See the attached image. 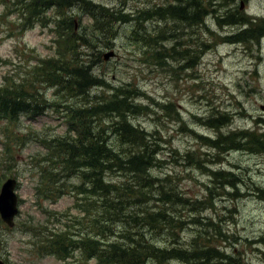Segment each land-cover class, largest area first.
<instances>
[{"label": "rangeland", "instance_id": "1", "mask_svg": "<svg viewBox=\"0 0 264 264\" xmlns=\"http://www.w3.org/2000/svg\"><path fill=\"white\" fill-rule=\"evenodd\" d=\"M18 1L22 0H0V86L7 79H29L42 59L57 56L56 19H74L78 33L85 28L90 31L94 23L78 5L66 7L63 14L49 9L45 21L29 23ZM87 1L127 14L126 21L114 24L112 46H101L102 60L93 69L112 87L134 90V103L145 107L132 114V121L156 136L160 162L152 172L162 181L169 177L192 203L205 202L197 210L187 208L186 226L179 237L169 241L180 238L192 251L214 244L219 253L231 257L219 264H264V0H205L212 11L199 25L185 29H176L179 23L169 18L168 38L163 44L173 56L160 60L145 39L163 24L159 25L156 18L146 19L159 5H179L188 0ZM228 13L235 14L233 24L224 20ZM140 32L145 39L135 38ZM194 48L198 50L196 65L187 67L185 60L179 59L180 53ZM82 50L88 54L85 57L94 58L96 49L84 46ZM110 50L115 55L104 59L103 53ZM42 85L49 101H59L61 106L72 102L55 86ZM109 89L92 88L90 95L106 97L112 91ZM61 106L33 117L23 112L13 121L0 118V179L17 178L21 200L13 228L0 217V259L8 264H97L96 259L88 260L79 251L66 260L59 259L47 254L41 244L40 231L54 212L84 215L76 208L73 192L79 177L62 172L64 193L55 202L40 190L45 184L42 168L51 156L43 139L49 143L65 134L75 136L61 115L65 109ZM222 114L228 122L219 128L210 127L211 119ZM219 135L233 136L234 144H220L218 154L211 143ZM110 141L116 143L115 138ZM187 152H198L203 164L198 167L192 163L198 161L195 156L190 161L182 159ZM216 169L230 175L224 174L222 180L214 178L211 171ZM214 179L230 180L234 186L219 188ZM169 180L163 182L166 187ZM159 205L163 207V203ZM135 231L144 233L145 240L163 239L162 233L148 227L138 226ZM167 262L203 264L198 259L173 258Z\"/></svg>", "mask_w": 264, "mask_h": 264}, {"label": "trees", "instance_id": "2", "mask_svg": "<svg viewBox=\"0 0 264 264\" xmlns=\"http://www.w3.org/2000/svg\"><path fill=\"white\" fill-rule=\"evenodd\" d=\"M17 3L29 23L45 21L49 9L63 14L66 7L76 5L94 22L90 31L85 28L78 33L74 31V19H56L57 28H54L59 34L56 42L60 43L57 56L42 59L29 79L18 82L7 79L0 86V118L10 120L17 119L23 112L35 116L61 106L59 101L47 99L43 83L55 86L72 100L61 107L65 108L63 116L69 131L75 136L65 134L54 137L49 143L43 139L51 156L42 168L45 184L40 190L44 197L55 202L64 193L62 172L65 176L79 177L73 192L76 208L84 215L54 212L50 221L43 225V232L40 231L44 251L62 260L79 251L88 260L96 259L97 264H169L167 261L173 258L198 259L203 264L231 260V257L219 253L214 244H203L199 250L195 247L192 251L180 238L169 241L171 237H179V232L186 226L187 208L197 210L205 202L192 203L178 192L169 177L162 181L154 175L152 170L160 162L156 136L132 121V114L145 107L134 103V90L127 86L112 87L104 76L94 72V66L102 60L101 46H112L116 35L114 24L126 21L123 19L127 14L87 0H22ZM208 6L205 0L159 5L146 20L156 18L154 20L159 25L163 24L161 29L146 39L141 32L135 38L145 39L157 59L172 57L170 49L163 44L168 38L169 18L179 23L176 29L199 25L212 11ZM234 17L235 14L228 13L224 20L233 24L236 22ZM70 27L72 31L67 32ZM104 38L106 42L102 41ZM84 46L96 49L94 58L85 57L88 54L82 50ZM180 55L179 59L185 60L187 67L196 65L197 49L184 50ZM98 87H108L112 91L106 97L91 96L90 90ZM227 122L222 114L208 124L219 128ZM111 138H115L116 143H111ZM225 143L234 144L233 136L223 138L219 135L211 146L219 154L220 144ZM224 149L222 152L226 151ZM193 156L198 161L192 163L200 167L203 161L198 152H187L181 158L190 161ZM210 156L216 157L214 154ZM211 172L219 180L224 174L230 175L218 169ZM168 180L169 187H166L163 182ZM2 182L0 179V185ZM213 182L219 188L234 186L230 180L214 179ZM161 203L163 207L159 205ZM208 203L213 206L212 200ZM138 226L162 233V241L145 240L144 233L135 231Z\"/></svg>", "mask_w": 264, "mask_h": 264}, {"label": "water", "instance_id": "3", "mask_svg": "<svg viewBox=\"0 0 264 264\" xmlns=\"http://www.w3.org/2000/svg\"><path fill=\"white\" fill-rule=\"evenodd\" d=\"M113 50L106 52L104 58L108 60L114 56ZM17 180L15 178H9L1 189L0 193V212L3 220L9 225L14 226L15 216L19 213L18 195L15 191ZM0 264H5L0 260Z\"/></svg>", "mask_w": 264, "mask_h": 264}, {"label": "flooded vegetation", "instance_id": "4", "mask_svg": "<svg viewBox=\"0 0 264 264\" xmlns=\"http://www.w3.org/2000/svg\"><path fill=\"white\" fill-rule=\"evenodd\" d=\"M242 5H243V2H242Z\"/></svg>", "mask_w": 264, "mask_h": 264}]
</instances>
